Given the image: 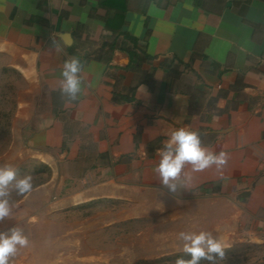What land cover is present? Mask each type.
Wrapping results in <instances>:
<instances>
[{
    "label": "crops",
    "instance_id": "0c3cea01",
    "mask_svg": "<svg viewBox=\"0 0 264 264\" xmlns=\"http://www.w3.org/2000/svg\"><path fill=\"white\" fill-rule=\"evenodd\" d=\"M0 58L45 107L16 153L49 172L17 202L30 216L92 204L131 207L117 217L177 211L227 255L259 250L227 264H264V0H0ZM71 58L82 64L75 101L60 91ZM178 128L227 163L186 165L173 194L155 168Z\"/></svg>",
    "mask_w": 264,
    "mask_h": 264
},
{
    "label": "rangeland",
    "instance_id": "374dc122",
    "mask_svg": "<svg viewBox=\"0 0 264 264\" xmlns=\"http://www.w3.org/2000/svg\"><path fill=\"white\" fill-rule=\"evenodd\" d=\"M6 64L0 58V167L16 168L18 178L31 175L34 188L48 178V170L33 159L23 158L20 162L16 153L38 124L34 120L35 113L45 107L39 105L42 94ZM20 103L28 104L23 112L27 113V119L23 122L18 120ZM10 147L15 151L4 156ZM23 196L12 190L10 216L0 222V231L18 226L29 240L27 247H18L9 264H175L177 258L190 259L183 252V241L178 236L180 232L194 233L193 217H179L177 211L169 214L166 210L145 208L137 211L138 218L117 217L119 213L128 214L131 207L92 204L55 217L37 218L30 216L28 207L18 205ZM195 206L191 203L190 211L195 210ZM258 251L243 247L236 250L237 254H225L217 264L248 259ZM201 264L208 262L201 261Z\"/></svg>",
    "mask_w": 264,
    "mask_h": 264
},
{
    "label": "clouds",
    "instance_id": "9594fccd",
    "mask_svg": "<svg viewBox=\"0 0 264 264\" xmlns=\"http://www.w3.org/2000/svg\"><path fill=\"white\" fill-rule=\"evenodd\" d=\"M81 71L82 64L76 58L65 61L63 65L60 91L70 101L77 100L82 91ZM159 155L160 161L155 171L159 174L160 184L173 194L184 187L186 174L183 170L186 165H191L193 172H200L213 165L221 168L227 163L226 153L210 151L202 145L201 134L187 128L172 131L159 150ZM12 190L18 196L30 193L33 190L31 175L18 178L16 168L10 165L0 167V222L10 216L12 205L9 198ZM178 238L183 241V252L190 259L177 258L175 264H201V261L217 264L218 259L226 257L225 249L211 232H180ZM28 244V237L18 226L0 231V264H9L10 257L17 253L18 247L25 248Z\"/></svg>",
    "mask_w": 264,
    "mask_h": 264
},
{
    "label": "trees",
    "instance_id": "16d2710c",
    "mask_svg": "<svg viewBox=\"0 0 264 264\" xmlns=\"http://www.w3.org/2000/svg\"><path fill=\"white\" fill-rule=\"evenodd\" d=\"M225 254H227V252H225Z\"/></svg>",
    "mask_w": 264,
    "mask_h": 264
}]
</instances>
